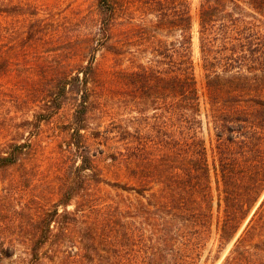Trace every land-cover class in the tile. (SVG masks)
I'll list each match as a JSON object with an SVG mask.
<instances>
[{
	"label": "trees",
	"instance_id": "1",
	"mask_svg": "<svg viewBox=\"0 0 264 264\" xmlns=\"http://www.w3.org/2000/svg\"><path fill=\"white\" fill-rule=\"evenodd\" d=\"M119 0H98L100 33L129 85L121 99L129 112L115 125L116 164L128 170L129 182H108L134 192L138 202L99 207L101 215L116 209L143 219L141 231L129 227L123 236H106L98 227L80 252L100 243L115 253L117 264H199L216 223L219 250L233 246L221 264H264V0H201L199 41L208 91V117L217 140V197L212 185L202 128L201 99L193 59V20L187 0H142L143 10L130 16L122 36L111 42ZM4 9V10H3ZM2 6L0 11H12ZM132 11V8H131ZM133 11L131 14H135ZM0 76L12 62L2 48ZM95 53L73 76L60 77L58 90L45 100L46 119L61 108L71 91L80 93L72 143L79 153L78 183L68 187L55 208L41 222L32 248L51 237L52 223L79 212L92 200L83 173L95 168L81 138L89 112V82L95 72ZM27 143L17 142L0 154V168L20 164ZM75 202V211L68 206ZM59 206L63 211L59 212ZM90 207H93L92 204ZM250 217V218H249ZM249 218V220H248ZM247 222L238 235L240 229ZM83 237V236H82ZM84 238V237H83ZM12 249L0 245V264Z\"/></svg>",
	"mask_w": 264,
	"mask_h": 264
},
{
	"label": "rangeland",
	"instance_id": "2",
	"mask_svg": "<svg viewBox=\"0 0 264 264\" xmlns=\"http://www.w3.org/2000/svg\"><path fill=\"white\" fill-rule=\"evenodd\" d=\"M187 1L193 20V59L202 109L200 135L205 141L217 197V140L208 117V91L199 41L201 0ZM2 6L14 9L0 11V29L5 35L2 48L12 52L9 70L0 76V154L7 153L17 142H25L27 147L20 164L0 168V245L12 249V256L1 264H117L114 251L107 252L103 243L91 249V253L84 245V255L80 252V242L88 241L91 230L97 227L106 236H123L129 227L139 231L143 227V219L137 215L117 209L106 216L99 212L101 205L118 208V204L137 203L138 197L108 184L135 180L113 158L118 147L113 138L115 125L126 122L129 116L120 103L129 85L121 72L122 65L100 44L103 35L98 0H0ZM143 8L142 0L118 1L112 43L122 36L125 18L138 16ZM133 11L136 13L131 14ZM92 53L95 72L89 82V112L81 138L95 161L94 170L83 173L92 202L81 205L83 211L70 212L58 224L52 223L50 240L41 246L36 258L32 248L41 233L40 222L55 208L65 190L78 183L76 167L80 164L72 143L80 93L69 92L62 99L61 108L40 120L47 113V109L42 110L47 108L44 98L58 90L60 77L73 76L81 70ZM263 199L264 193L250 217ZM79 200L76 197L68 210L75 211V202ZM62 211L59 206V212ZM233 242L219 250L215 223L199 264H221Z\"/></svg>",
	"mask_w": 264,
	"mask_h": 264
}]
</instances>
